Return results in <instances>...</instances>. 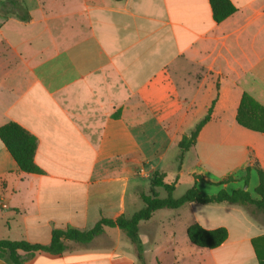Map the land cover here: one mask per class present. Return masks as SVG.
Listing matches in <instances>:
<instances>
[{"label": "crops", "instance_id": "1", "mask_svg": "<svg viewBox=\"0 0 264 264\" xmlns=\"http://www.w3.org/2000/svg\"><path fill=\"white\" fill-rule=\"evenodd\" d=\"M231 1L237 10L220 23L209 0H25L27 21L0 12L11 15L0 17V127L15 122L37 138L42 171H21L0 140V240L47 245L53 229L130 217L155 171L167 183L178 173L176 188L188 176V189L212 196L245 188L251 166L246 189L258 198L264 134L236 116L244 93L264 106V0ZM214 100L178 171L180 140ZM158 211L140 223L147 264H260L255 239L264 257L262 214L246 205ZM194 223L225 227L228 238L198 247L187 236ZM113 231L119 237L104 242ZM68 244L25 264H139L118 228Z\"/></svg>", "mask_w": 264, "mask_h": 264}, {"label": "trees", "instance_id": "2", "mask_svg": "<svg viewBox=\"0 0 264 264\" xmlns=\"http://www.w3.org/2000/svg\"><path fill=\"white\" fill-rule=\"evenodd\" d=\"M121 1V0H115ZM213 18L220 23L233 15L237 8L231 0H209ZM4 6L12 7L2 13H14L22 21L30 18L28 9L22 0H10L4 2ZM215 100L208 109L207 114L197 122L189 134L182 137L178 144L177 163L178 171L181 169L186 153L196 144L199 133L210 121ZM237 123L244 128L264 134V106L256 101L248 93H244L237 111ZM0 140L4 143L7 150L19 166V169L27 173H41V169L35 163V152L37 149V138L29 133L18 123L9 122L0 127ZM259 184L255 189L258 198H254L246 189L249 183V173L251 166L247 167V175L244 178L245 188L236 189L232 192L221 190L216 195H203L194 185L187 189L182 196L175 198L173 193L179 180L177 173L174 180L170 183L165 182V174L155 171L151 178L150 194L140 193V198L144 207L136 211L132 216L122 215L115 220L102 218L90 230H80L77 228L53 229L51 241L47 245L40 243H30L26 240H0V258L10 264H25V262L38 252L50 254H61L69 249L68 242L78 245H88L96 237L105 233L107 228H118L132 245L133 251L139 264H147L144 255V247L139 235L140 223L151 219L153 214L162 209L174 210L182 207L189 202L201 204L228 202L232 204L252 206V214H264V170L255 164ZM202 176H195V180H202ZM231 178L223 180L221 184L227 183ZM162 188L166 192L165 197H160L157 192ZM189 241L202 248L214 249L221 246L228 238V230L225 227L216 229H206L198 223H194L187 228ZM264 240V237H263ZM253 245L260 264H264V257L257 249L256 239Z\"/></svg>", "mask_w": 264, "mask_h": 264}, {"label": "rangeland", "instance_id": "3", "mask_svg": "<svg viewBox=\"0 0 264 264\" xmlns=\"http://www.w3.org/2000/svg\"><path fill=\"white\" fill-rule=\"evenodd\" d=\"M6 1L9 2L10 0H0V12H3L5 10L8 11V10H10L12 8L10 6H4V2H6ZM22 2H23V4L25 6H27L25 0H22ZM27 2H28V4L30 6L34 7V5H35L34 0H27ZM3 16H5V15H3V14L0 13V17H3ZM10 16L9 15L8 16L6 15L5 17H10ZM254 177L256 178V174L254 175ZM190 185H191V179L188 176H183L182 177V180L180 181V183L178 184V186L176 188V192L174 193V197H180V195H183V193L188 189V187H190ZM231 189H233V186H232ZM158 190L161 193V197H165L166 196V194H165L166 192L164 190H162L161 188H159ZM254 193H255V191L253 192V194ZM254 195H256V194H254ZM143 204H142V206H143ZM248 208H249L250 211L253 209L252 206H248ZM171 212L172 211H170V210L162 209V210H159L156 213L155 217L159 216L160 214H172ZM260 214H262V213H260ZM256 217H257V215H256ZM257 219L258 220H264V214L258 216ZM118 237H119V234H117L116 231H113L110 235H106L105 236L104 242H106V243L107 242H111V240H115ZM120 237L123 238L122 235H120Z\"/></svg>", "mask_w": 264, "mask_h": 264}]
</instances>
